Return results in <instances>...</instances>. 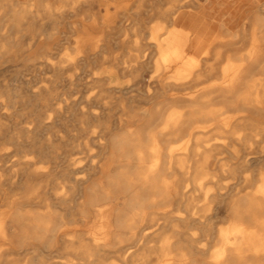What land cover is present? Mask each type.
Segmentation results:
<instances>
[{
  "label": "bare ground",
  "instance_id": "obj_1",
  "mask_svg": "<svg viewBox=\"0 0 264 264\" xmlns=\"http://www.w3.org/2000/svg\"><path fill=\"white\" fill-rule=\"evenodd\" d=\"M55 1L90 10L100 0ZM168 1L169 10L160 13L162 23L145 31V42L136 41L141 50L135 56L138 68H152L148 81L156 82L162 94L194 88L209 75L217 79L193 94L165 95L164 105L120 120L98 141L102 162L61 158L50 149L54 126L70 112L73 101L53 103L54 87L23 95L29 102L45 104L31 111L32 121L14 123L15 134L0 125V140L15 143L13 150H0V189L15 192H0V264H19L13 259L19 250L31 246L37 252L38 244L73 258L43 252L37 254L38 264H119L109 262L113 258L129 264L158 239L160 264H264V174L254 170L264 163V118L249 123L244 114L264 113V107H250L252 95L261 104L258 98L264 90V1L257 0L261 6L247 18L248 29L245 21L235 32L238 26L219 20L199 35L190 30L191 16L179 12L194 6L195 0ZM205 1L214 4L212 12L204 13L213 18L223 3L239 0ZM49 9V0H0V30L7 20L10 30L24 18L33 24ZM176 21L187 28L173 25ZM103 24L93 18L88 27L73 31L79 52L94 57L98 37L92 30H103ZM244 39L249 49L241 57L237 45ZM189 48L204 51L203 57L188 54ZM223 57L226 64L220 69L210 62ZM106 80L118 84L111 72L92 81ZM210 101L238 115L220 119V110H202ZM4 106L0 102V111ZM47 132L48 142L41 143ZM59 157L60 165H49ZM89 218L97 221V230L88 232L80 225ZM222 220L226 224L221 225ZM169 230L174 235L164 237Z\"/></svg>",
  "mask_w": 264,
  "mask_h": 264
},
{
  "label": "rangeland",
  "instance_id": "obj_2",
  "mask_svg": "<svg viewBox=\"0 0 264 264\" xmlns=\"http://www.w3.org/2000/svg\"><path fill=\"white\" fill-rule=\"evenodd\" d=\"M14 1L27 3L29 0ZM195 3L191 8L180 9L179 12L205 15L204 13L211 7V2L205 0H195ZM261 3H257V0H239L236 4L225 2L219 8L222 9L219 18L225 21L228 27L238 26L236 30L234 29L235 32L244 21V26L248 29L247 18L253 10L261 6ZM58 4L60 5L58 6ZM49 5V11L46 14L40 13L33 19V24H29L31 20L24 18L19 27L11 30V20H7L1 25L0 102L4 101L5 106L0 111V125H4V128L8 127V132L12 131V134L17 133L18 130L12 128L14 123L23 125L32 121L35 116L31 111L36 106L39 108L45 104L42 100L29 102L23 95L30 91L37 93L54 87L53 94L56 98L53 103L67 99V103L73 101L71 103L73 106H71L70 112L65 114V118L54 126L55 136L52 138L53 147L50 148L53 155L61 158H87L90 162L101 161L103 155L99 150L98 141L108 130L118 126L120 120L133 116L140 110L166 103L165 95L193 94L217 79L216 74L209 75L198 81L194 88L182 90L179 93L168 91L162 94L156 82L148 81L152 74V68L148 67L143 70L138 68L135 56L141 50L135 46L136 41L138 43L145 42L149 36L145 31L162 23L160 13L169 10L170 2L168 0H100L95 2L90 10L79 7L72 8L71 1L66 4L49 0ZM1 14L0 10V16ZM93 18L96 22L104 24L103 30H92L94 36L98 37V47L96 51L91 52L94 53V57L89 58V52H79L77 49L78 43L73 31H81L82 26L88 27ZM51 21H55L56 24H50ZM173 25L177 24L174 22ZM47 34H51V38H47ZM64 34H68V39H64ZM35 39L37 40L35 41ZM107 44L108 47L105 48ZM237 46L239 47L238 56L242 57L247 54L249 46L245 39ZM40 47L43 49L38 54L37 51ZM187 53L202 58L204 51L197 53L195 49L189 48ZM15 55L20 57H14ZM224 57L210 62H213L215 68L220 69L226 64ZM154 58L153 55L151 60ZM71 61L75 64L74 66H71ZM57 71H62L63 75L57 76ZM110 72L117 79V85L113 86L108 80L100 83L92 81L93 78H101ZM16 95L17 97H15ZM251 100L253 101V105L250 106L253 107L252 110L254 107H264V90L260 91L258 98L261 104L256 102L255 95L251 96ZM7 101H11V103L7 104ZM166 107L169 110L172 109V106ZM175 108L180 109L179 106ZM202 108V110H220L218 114L220 119H229L238 115L219 101H210L202 105ZM244 114L249 117V123L264 118V113L246 112ZM49 137L50 132H47L42 137L43 139L41 138V143L48 142L47 138ZM92 138L95 140L93 141ZM23 140V138L20 139V141ZM5 141L0 140V150L15 148L13 141ZM260 155L255 154L254 157ZM60 157L56 162H50L49 165L54 164L55 166L61 163ZM254 168L257 171L255 174L258 171L264 174V163ZM58 181L60 183L62 178H59ZM0 192L7 196H12L15 193H10L6 186L0 189ZM57 210L64 213L63 207H58ZM224 224L226 222L222 220L221 225ZM80 225L88 232L97 230L99 227L94 218H89ZM173 235L172 230H169L164 237ZM158 240V242L150 244L154 246L153 248L140 249L129 264H160L163 259L160 257L161 240ZM38 247L37 252L31 246L24 248L25 251L20 249L21 253L19 252L18 256L13 258L14 261L26 264L32 260L33 264H38L39 256L37 254L43 252L49 253L53 258L73 259L56 253L53 249H45L43 244H38ZM109 262L122 264L119 258H113ZM97 263L98 261L93 264Z\"/></svg>",
  "mask_w": 264,
  "mask_h": 264
},
{
  "label": "crops",
  "instance_id": "obj_3",
  "mask_svg": "<svg viewBox=\"0 0 264 264\" xmlns=\"http://www.w3.org/2000/svg\"><path fill=\"white\" fill-rule=\"evenodd\" d=\"M261 1V0H259ZM214 6H211L209 10H211ZM214 10V9H213ZM212 12V10H211ZM222 12V9H219L218 11L215 12L213 18L211 17H208L206 15H199V14H194V15H191V14H186V16H191V19H192V22H191V26H190V30L194 33V34H197L199 35L200 33L203 32L204 29H208L210 30L213 25L215 23H217L220 20H222L221 18H219L220 14ZM223 21V20H222ZM178 25H180L179 27H183V28H187V25L184 24V23H178L177 21L175 22Z\"/></svg>",
  "mask_w": 264,
  "mask_h": 264
}]
</instances>
